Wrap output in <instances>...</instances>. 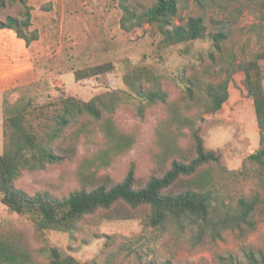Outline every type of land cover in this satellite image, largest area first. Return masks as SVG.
I'll return each instance as SVG.
<instances>
[{"label": "rangeland", "instance_id": "rangeland-1", "mask_svg": "<svg viewBox=\"0 0 264 264\" xmlns=\"http://www.w3.org/2000/svg\"><path fill=\"white\" fill-rule=\"evenodd\" d=\"M26 1L32 7V24L26 31L30 36L35 30L39 33V39L29 46L35 78L16 86L12 93L8 90L16 87L0 92V154L5 148V99L31 100L30 110L39 114L44 107L46 117L33 115L37 117L34 128L43 134V129L54 127L53 118L62 110V96L89 100L118 90L124 95L115 109V121L123 131L134 134L135 142L100 172L121 181L133 166L137 184L143 185L153 172L152 151L166 108L158 102L146 107L141 116L139 101L129 95L123 75L131 65H150L162 73L161 80L170 87L172 97H178L181 88L173 80L174 74L184 71L189 76L200 68V79L207 83H218L231 74L228 100L218 112L204 113L198 121L206 146L222 153L228 171L212 185L204 216L169 218L160 226L148 225L142 217L97 224L86 216L73 232H40L28 215L11 211L0 193V228L24 230L39 252L38 264H47L43 250L50 246L86 264H248L252 256L264 252V157L261 161L250 158L264 145L241 69L264 52V0H177L173 26L200 16L209 30L226 33L223 54L216 55V61L206 54L211 46L207 39L182 43L158 55L162 33L149 23L137 25L135 18L126 19L123 26L125 13L119 1ZM156 1L128 0L127 5L138 15ZM25 11V5L16 1L0 9V19L9 14L25 19ZM106 62L115 64L114 71L76 80L75 68ZM259 63L264 88V58ZM198 112L196 106L185 114ZM80 122L79 118L65 131L73 135L65 140V146L72 147L67 159L44 169H21L16 179L19 188L57 196L75 190L80 163L106 147V137L97 123L87 124L74 137ZM241 199L255 201L246 221L235 220ZM0 264L6 263L0 260Z\"/></svg>", "mask_w": 264, "mask_h": 264}, {"label": "trees", "instance_id": "trees-1", "mask_svg": "<svg viewBox=\"0 0 264 264\" xmlns=\"http://www.w3.org/2000/svg\"><path fill=\"white\" fill-rule=\"evenodd\" d=\"M16 1L25 5V19L9 14L5 20L0 19V28L14 30L30 46L39 39L36 30L32 36L26 31L32 24V7L26 0H0V9ZM114 1H119L124 9L123 26L126 19L135 18L139 26L149 23L159 29L163 38L157 45L158 55L173 46L204 39L211 42L206 52L211 60L216 61V55L223 54L226 33L209 30L203 17H192L186 24L172 25V19L178 13L177 0H157L138 15L128 7V0ZM261 58H264V52L257 53L252 60L242 64L241 69L245 72L248 95L254 101L261 143L264 145ZM114 68L113 62L75 68V78L77 81L88 79L112 72ZM198 70L189 76L184 71L174 74L173 80L181 88L178 97H172L170 87L161 80L162 73L150 65H131L123 75V82L129 90L127 92L139 101L141 116L146 107L158 102L166 108L167 115L157 130L156 147L152 151L153 172L143 185L137 184L133 166L121 181L100 172L125 154L135 142L134 134L123 131L115 121V109L124 95L121 91L112 90L89 100L62 96V110L56 112L53 118L54 127L52 130L43 129V134L34 128L33 122L37 117L33 115L38 116L39 112L30 110L33 101L5 99V148L0 154V193L3 203L13 212L28 215L40 232H73L86 216H91L97 224L107 220L142 217L148 225L160 226L169 218L206 215L211 187L228 168L222 153L206 146L198 121L204 118V113L218 112L228 100L231 74L227 73L218 83H207L200 79L201 72ZM15 90L17 87L8 90V93ZM196 106L199 108L198 113L185 114V111ZM40 109L42 115L39 114V117H46L44 107ZM79 118L81 122L75 129L74 137H78L87 124L97 123L106 137V147L80 163L75 190L66 196H57L48 191L29 193L19 188L16 179L21 169H44L48 164L61 163L67 159L72 147L65 146V140L72 133L66 134L65 131ZM184 138L187 140L183 141ZM263 157L264 147L250 156L258 161ZM239 204L240 210L235 220L246 221L255 208V201L241 199ZM43 252L48 258L47 264H86L73 255H64L57 246H50ZM38 257V250L32 246L24 230L0 228L2 262L38 264ZM248 264H264V252L252 256Z\"/></svg>", "mask_w": 264, "mask_h": 264}, {"label": "crops", "instance_id": "crops-1", "mask_svg": "<svg viewBox=\"0 0 264 264\" xmlns=\"http://www.w3.org/2000/svg\"><path fill=\"white\" fill-rule=\"evenodd\" d=\"M34 78L30 47L14 30L0 28V92Z\"/></svg>", "mask_w": 264, "mask_h": 264}]
</instances>
